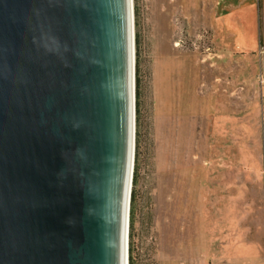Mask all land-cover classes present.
I'll use <instances>...</instances> for the list:
<instances>
[{
  "label": "water",
  "instance_id": "water-1",
  "mask_svg": "<svg viewBox=\"0 0 264 264\" xmlns=\"http://www.w3.org/2000/svg\"><path fill=\"white\" fill-rule=\"evenodd\" d=\"M130 15L131 0H0V264H123Z\"/></svg>",
  "mask_w": 264,
  "mask_h": 264
},
{
  "label": "rangeland",
  "instance_id": "rangeland-1",
  "mask_svg": "<svg viewBox=\"0 0 264 264\" xmlns=\"http://www.w3.org/2000/svg\"><path fill=\"white\" fill-rule=\"evenodd\" d=\"M131 2L133 144L124 264H177V235L185 241L190 234L199 237L195 246L203 240L199 217L227 212L216 220L218 225L239 220L240 205L231 206L227 190L224 206L211 205L213 216L203 211L221 176L212 175L211 167L236 164L235 152L221 162L215 154L220 145L207 141L232 124L220 125L222 104L211 106L222 95L211 92L213 76L228 70L243 71L247 81V156L242 146L238 150L239 164L244 161L249 171L240 175L245 183L242 206L248 221H261L264 235V0ZM250 82L254 104L248 103ZM215 112L220 113L213 122L208 113ZM238 119L230 115L227 120ZM229 176L232 185L235 175ZM190 203L196 204L195 211ZM213 237L207 242L214 247L218 240Z\"/></svg>",
  "mask_w": 264,
  "mask_h": 264
},
{
  "label": "crops",
  "instance_id": "crops-1",
  "mask_svg": "<svg viewBox=\"0 0 264 264\" xmlns=\"http://www.w3.org/2000/svg\"><path fill=\"white\" fill-rule=\"evenodd\" d=\"M243 71L240 70H228L224 72V75H219V73L215 76L214 82H211L212 90L216 92H220L221 99H214L215 104H211L213 109H217L221 104L223 105V114L220 115L223 117L222 124L224 127L227 125L230 129L223 130L220 134H213V136H209L207 141L211 142L212 145L220 147L215 154L218 160L221 162L225 158L229 159V156L232 155L234 152V156L236 158L235 165H220L216 167H211L212 175H221L219 182H214L216 187V194L212 192V200L207 201V207L203 210L204 216L207 213H211L213 216L212 210L210 211L211 205H225L226 197V190L230 192V197H233L232 207L235 206L238 208L240 205V218L227 223H218L220 217H226V213L223 215L219 214L217 217H199L200 228L203 233V240L201 244L195 246L194 242L196 240H200L199 237L195 236L194 234H190L187 237L188 241H185L186 237L183 238L177 235V264H264V235L261 230V221L258 220L257 222L253 220L250 222L247 220V217L244 216V194L243 191L245 189V183L240 181V175H245L247 172V166L244 164V161L239 164V154L238 150L240 146L244 148L246 151L247 156V147H246V103L247 102V95L244 93V89H246L247 81L245 80V76L242 73ZM253 82H250L248 87L252 90L254 88ZM217 85V86H216ZM209 88V86H207ZM253 93V90H252ZM210 95V94H209ZM215 96H218V93H215ZM255 94L253 93L249 97L248 103H255ZM210 100V96L207 97V104ZM219 104V105H217ZM209 107V105H208ZM217 115L209 114L213 118L216 119L220 112H215ZM230 115L239 116L237 122L233 123L230 120ZM226 119V120H225ZM215 122V121H213ZM217 123V122H216ZM213 126L216 125L212 123ZM227 132L229 135L227 136ZM230 143V144H227ZM227 144V145H224ZM232 148L233 151H232ZM232 151V152H230ZM249 156H252L253 151L249 149ZM235 160L232 156L230 159ZM246 159V157H245ZM246 163V160H245ZM240 165V166H238ZM250 173L254 172L252 166H250ZM229 175H235L234 183L230 185L227 181L228 178L230 179ZM218 178V177H217ZM235 185L238 186L239 191H235V189H231V187ZM237 189V190H238ZM192 195H188L189 200L191 201ZM186 199V197H182ZM181 199V198H180ZM225 199V200H224ZM192 202V201H191ZM200 206H203L202 199L200 198ZM192 207H194V211L196 209V204L190 203ZM205 204V206H206ZM182 204H178L179 207ZM194 205V206H193ZM199 211V210H198ZM237 209L234 210L236 212ZM251 223V224H250ZM181 228V227H180ZM217 232V235L214 233ZM215 235L217 243L213 245H209L207 239H215L213 236Z\"/></svg>",
  "mask_w": 264,
  "mask_h": 264
},
{
  "label": "bare ground",
  "instance_id": "bare-ground-1",
  "mask_svg": "<svg viewBox=\"0 0 264 264\" xmlns=\"http://www.w3.org/2000/svg\"><path fill=\"white\" fill-rule=\"evenodd\" d=\"M130 18H131V39H130V43H131V62L133 63V59H132V56H133V32H132L133 11H132V2H131V15H130ZM125 259L126 258H124L123 264L125 263Z\"/></svg>",
  "mask_w": 264,
  "mask_h": 264
}]
</instances>
